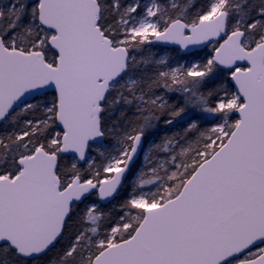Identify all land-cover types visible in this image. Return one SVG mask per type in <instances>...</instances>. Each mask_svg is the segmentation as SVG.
Returning <instances> with one entry per match:
<instances>
[{
	"label": "snow or ice",
	"instance_id": "obj_1",
	"mask_svg": "<svg viewBox=\"0 0 264 264\" xmlns=\"http://www.w3.org/2000/svg\"><path fill=\"white\" fill-rule=\"evenodd\" d=\"M0 264H264V0H0Z\"/></svg>",
	"mask_w": 264,
	"mask_h": 264
},
{
	"label": "trees",
	"instance_id": "obj_2",
	"mask_svg": "<svg viewBox=\"0 0 264 264\" xmlns=\"http://www.w3.org/2000/svg\"><path fill=\"white\" fill-rule=\"evenodd\" d=\"M195 2L197 3V5H199L202 0H195ZM210 50V48H205L203 51H197L195 53H191V54H182L178 51L175 50V48H169V49H158V48H154L153 51L154 52H162V53H167V55L173 59V61H175L176 59H180L181 62H185L187 60H195L198 59L199 57L203 56L205 53H207ZM172 100H175V97L172 98ZM165 126L163 125V122H161L160 124V128H164ZM169 130H174L169 128ZM159 135H163V132H161ZM159 135H157L155 138L159 139ZM106 207H111V205H106Z\"/></svg>",
	"mask_w": 264,
	"mask_h": 264
},
{
	"label": "water",
	"instance_id": "obj_3",
	"mask_svg": "<svg viewBox=\"0 0 264 264\" xmlns=\"http://www.w3.org/2000/svg\"><path fill=\"white\" fill-rule=\"evenodd\" d=\"M170 48H175L174 46H171ZM205 47H198V48H194L191 52H184V53H192L195 51H199V50H203Z\"/></svg>",
	"mask_w": 264,
	"mask_h": 264
},
{
	"label": "flooded vegetation",
	"instance_id": "obj_4",
	"mask_svg": "<svg viewBox=\"0 0 264 264\" xmlns=\"http://www.w3.org/2000/svg\"><path fill=\"white\" fill-rule=\"evenodd\" d=\"M204 49H205V48H204ZM204 49H203V50H204ZM203 50H201V51H203Z\"/></svg>",
	"mask_w": 264,
	"mask_h": 264
}]
</instances>
